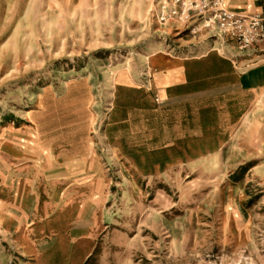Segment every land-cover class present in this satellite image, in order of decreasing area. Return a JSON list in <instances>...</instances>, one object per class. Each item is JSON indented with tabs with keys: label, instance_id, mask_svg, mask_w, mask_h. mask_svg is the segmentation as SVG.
I'll return each mask as SVG.
<instances>
[{
	"label": "rangeland",
	"instance_id": "obj_1",
	"mask_svg": "<svg viewBox=\"0 0 264 264\" xmlns=\"http://www.w3.org/2000/svg\"><path fill=\"white\" fill-rule=\"evenodd\" d=\"M157 3L0 0V264H264V73L164 100Z\"/></svg>",
	"mask_w": 264,
	"mask_h": 264
},
{
	"label": "crops",
	"instance_id": "obj_2",
	"mask_svg": "<svg viewBox=\"0 0 264 264\" xmlns=\"http://www.w3.org/2000/svg\"><path fill=\"white\" fill-rule=\"evenodd\" d=\"M228 7L232 11L239 13H264V0H228ZM171 27L177 26L171 25ZM177 28L176 31L178 32L180 27ZM175 43V46L170 43L165 46V49H180L177 59L162 55L151 60L153 68L151 66L150 68L154 69L152 86L165 98L164 100L168 99L169 91L181 93L182 89H184L183 87H185L188 83V78H190L186 71V63L184 62L188 60L189 56L196 53L203 52L204 56L200 57L198 62H210L211 66L217 72V80L219 81L220 87L223 90H228V92H232V83L238 82L241 87H244L248 84L252 75L258 76L264 73V60L262 64L248 66L245 72L237 73L239 68L241 69L242 66L247 65L252 60H257L260 57L264 58L263 47H255L251 51L246 52L241 51L232 40H229L227 45L222 46L216 40L205 36H201L199 39L191 38L189 40L181 38L175 41ZM232 45L234 46L232 47ZM215 49H225L226 52L223 54L226 56L217 53ZM234 49H238L240 52L236 53ZM232 77L235 78V82L232 81ZM170 100L173 103H178L181 101V98L171 96Z\"/></svg>",
	"mask_w": 264,
	"mask_h": 264
},
{
	"label": "built area",
	"instance_id": "obj_3",
	"mask_svg": "<svg viewBox=\"0 0 264 264\" xmlns=\"http://www.w3.org/2000/svg\"><path fill=\"white\" fill-rule=\"evenodd\" d=\"M153 19L160 25H176L197 38L216 40L222 46L232 40L241 51L264 49V13H239L228 0H158Z\"/></svg>",
	"mask_w": 264,
	"mask_h": 264
}]
</instances>
